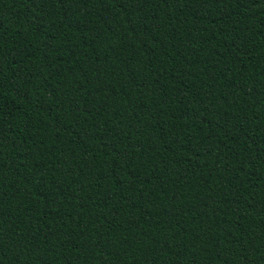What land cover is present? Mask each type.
I'll return each instance as SVG.
<instances>
[{"label": "trees", "instance_id": "1", "mask_svg": "<svg viewBox=\"0 0 264 264\" xmlns=\"http://www.w3.org/2000/svg\"><path fill=\"white\" fill-rule=\"evenodd\" d=\"M0 264H264V0H0Z\"/></svg>", "mask_w": 264, "mask_h": 264}]
</instances>
